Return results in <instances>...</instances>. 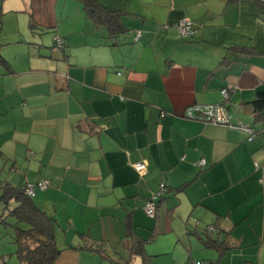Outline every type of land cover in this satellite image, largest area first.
I'll return each instance as SVG.
<instances>
[{"label":"crops","instance_id":"0c3cea01","mask_svg":"<svg viewBox=\"0 0 264 264\" xmlns=\"http://www.w3.org/2000/svg\"><path fill=\"white\" fill-rule=\"evenodd\" d=\"M96 1L127 11L120 45H109L105 28L90 19L82 26V8L71 13L60 10L59 0H0V51L13 70L0 64V115L11 111L6 122L39 121L49 138L43 151L62 170L60 186L102 187L122 218L124 205L133 207L134 218L138 211L150 218L145 206L152 200L151 226L137 222V228L155 240L216 221L232 235L255 212L264 222V124L253 121L252 106L264 91V7L258 5L264 0ZM183 17L194 29L185 39L176 28ZM8 34L15 36L3 39ZM57 34L67 39L65 53L51 47ZM222 88L229 90L225 100ZM8 94H15L11 102ZM209 103H225L230 121L186 115L188 107ZM141 160L142 175L133 167ZM188 181L184 191L173 190ZM160 183L170 190L162 192ZM175 215L185 224L180 231Z\"/></svg>","mask_w":264,"mask_h":264},{"label":"rangeland","instance_id":"374dc122","mask_svg":"<svg viewBox=\"0 0 264 264\" xmlns=\"http://www.w3.org/2000/svg\"><path fill=\"white\" fill-rule=\"evenodd\" d=\"M59 8L72 13L81 9L82 5L78 0H59ZM25 14L27 13L24 12L23 15ZM79 15L83 26L88 18L83 12ZM10 17L6 16L3 24L6 31L12 28ZM24 19L26 18L19 20L21 25ZM66 22L61 20V27ZM14 36V34H8L3 39ZM2 47L6 50L14 48L12 45ZM44 75L47 76L46 73ZM7 96L11 102L15 94ZM10 113L11 111H8L0 115V148L3 151V156L0 158V178L14 184L30 178H48L50 181L48 187L37 189L33 200L55 216L58 246L66 247L69 243H77L80 239L79 232H85L94 241L103 240L105 243L103 248L107 253L113 254L118 251L123 258H129L123 218L117 213L118 209H115L118 204L116 199H113V195L105 194L100 186L91 190L89 187L72 184L70 181H65L60 186L59 172L62 170L55 167L59 165H55L56 161L51 157L49 149L43 151L44 146H48L49 138L38 128L39 121L30 116L6 122L10 118L8 116ZM261 214V212H255L250 220L244 218L237 225L232 235L235 240L241 242L242 246L234 247L222 256L213 248L202 247L196 237L187 234L185 230L181 235L171 230L160 235L157 240L145 244L144 255L151 259L150 264H240L246 258L264 264V222ZM148 221V226H151L152 219L143 216L140 211L137 212L136 223L145 224ZM174 226L175 230L180 231L185 224L175 215ZM200 226L204 227L206 224L201 223ZM6 227L0 225V264H21L15 253L16 245L10 235L12 229L9 226ZM141 234L148 235L143 231ZM137 257L139 256L132 255L130 262H135ZM54 264L113 263L103 260L96 251L65 248L55 259Z\"/></svg>","mask_w":264,"mask_h":264},{"label":"trees","instance_id":"16d2710c","mask_svg":"<svg viewBox=\"0 0 264 264\" xmlns=\"http://www.w3.org/2000/svg\"><path fill=\"white\" fill-rule=\"evenodd\" d=\"M78 1L82 5V11L84 12L85 16L94 24L103 26L105 28L109 45H120L121 42L117 35L124 34L126 31H128L121 19L122 16L127 13V11L125 9H109L101 5L96 0ZM226 1L231 3L236 0ZM251 1L254 2V4L257 3V0ZM258 5L264 7V4L259 3ZM30 25L32 30H36V28H34L33 22H31ZM137 32L139 31H136V33ZM136 33L133 35L132 41H134ZM192 34L190 36L183 37L178 33L179 37L183 39L191 37ZM56 37L59 38V42L55 40ZM126 37L128 38V36ZM138 39L139 37L136 40ZM51 47H56L65 53L68 48L66 37L58 34L54 35ZM228 48H234L238 51H247L245 47H240L237 45H231ZM223 61L224 60L222 59L219 65ZM0 64L4 66L9 72H13L9 62L2 56L1 51ZM252 106L253 121L262 122L264 124V91H261L257 94L256 98L252 101ZM253 132L256 131L250 129V133ZM262 132L264 133V129ZM2 156L3 151L0 149V158ZM41 180H46L48 182L46 187H48L50 184L48 178H42L37 181ZM27 182L29 181H23L14 184L6 179L0 178V225L5 227L9 226V228L12 229L10 235L13 238V243L16 245L15 253L21 264H54L55 259L58 258L65 248L96 251L103 260H108L113 264H132L130 262V257L132 255H138L141 258L140 264H148V262L144 261L145 244L154 241L155 237L152 232H148V235L146 236L140 233L137 228L138 224L135 222L134 212L132 209L133 207L124 205L125 212L123 215L124 237L127 242L126 245L128 244L127 247L129 249V258H123L122 254L120 252L118 253V251H115L113 254H110L109 252L107 253L103 248V245H105L103 240L100 242H97V240L94 241V239L85 232H79L80 239L77 243H69L66 245V247H60L56 242L55 216L46 208L39 206L34 202L33 195L35 194L36 190L40 188H37L32 195H29L25 192L24 186ZM189 183L190 181L185 182L177 187H174L173 190L176 192L184 191ZM160 185L159 187L162 192L164 190H166V192L170 190L169 187L165 188L163 183H160ZM155 213L156 206L154 207L153 215H147L152 218L155 216ZM217 218L221 219L222 215H218ZM218 224L219 221H216L212 225H206L204 227L196 226L193 229L187 228L186 233L195 236L202 247L213 248L218 251L220 256L234 247L242 246H239L233 241L230 230H225ZM243 261L244 262H241L242 264H259L258 262H254L247 258Z\"/></svg>","mask_w":264,"mask_h":264},{"label":"built area","instance_id":"2783aa9c","mask_svg":"<svg viewBox=\"0 0 264 264\" xmlns=\"http://www.w3.org/2000/svg\"><path fill=\"white\" fill-rule=\"evenodd\" d=\"M176 28L178 33L183 37L190 36L193 33L192 21L188 17H183L182 19H180L178 21V24L176 25ZM139 36L140 32H137L135 39H137ZM55 40L58 42L60 41L57 37ZM228 92L229 90L227 88L221 89L220 93L224 100L227 98ZM198 113H201L204 118L214 124H227L230 121L228 109L225 103L194 104L186 109V115L188 116L198 115ZM199 165L203 166L204 161H200ZM133 167L136 172L142 175L146 173L147 163L146 161L141 160L134 163ZM261 182L264 184V173L261 178ZM47 184L48 182L46 180L27 182L24 186V190L27 194L32 195L37 188H45ZM145 212L150 216L153 215L154 204L152 200L147 202L145 206Z\"/></svg>","mask_w":264,"mask_h":264}]
</instances>
